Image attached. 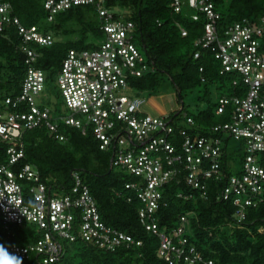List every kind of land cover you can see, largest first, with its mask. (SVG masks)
<instances>
[{
    "label": "trees",
    "instance_id": "trees-1",
    "mask_svg": "<svg viewBox=\"0 0 264 264\" xmlns=\"http://www.w3.org/2000/svg\"><path fill=\"white\" fill-rule=\"evenodd\" d=\"M44 1L0 0L10 4L11 14L22 25H34L43 34L52 36L50 45L28 43L38 54L32 66L45 74L46 93L50 95L48 88H54L65 55L71 50L97 47L105 34L95 3L71 5L54 13L49 20ZM210 1L218 14L216 34L219 38L224 37V31L234 23L247 21L256 24L264 16V0ZM170 3L171 0H103V6L116 17L124 15L132 21L133 41L150 66L140 77L130 79L134 95L155 94L164 80L170 82L180 101L183 92L196 87L202 91L198 96L203 102L202 108L183 115L181 102L180 110L168 115L174 129L170 138L178 145L184 136H219L220 132L213 133L212 127L226 122L230 110L228 104L223 113L217 114L219 99L244 96L246 84L235 69L224 70L221 60L216 58L218 48L215 42L207 47L195 44L204 34V14L198 12L197 20H193L190 16L194 12L192 9L183 7L180 12H175ZM182 28L187 32L184 36ZM258 43L260 49L264 48V37L258 38ZM21 47L16 26L7 22L0 31V113L26 109L24 104L13 108L4 103L7 97L13 98L19 93L26 75L27 58ZM195 53H198L197 57ZM211 87L218 93L214 102L210 96ZM57 95L61 97L60 92ZM43 101L51 106L47 98ZM59 109L57 102L52 105L54 115ZM59 132L64 136L63 140L55 138L43 124L23 131V156L10 168L17 171L24 164H30L51 195L68 192L74 184L72 174L76 172L88 187L100 220L130 235L134 243L109 250L79 238L72 242L64 240L57 261L52 264H170L167 257L158 254V236L147 231L140 222V200L133 191L125 188V183L132 177L123 169L110 167L111 151L101 149L99 140L90 130L82 134L79 129L60 123ZM230 139L227 134L220 138L221 175L218 179H203V189L192 188L186 182L185 169H180L181 172L164 185L155 213L158 230L168 232L182 227L185 250L192 247L212 264H264V182L255 204L245 208L239 221L234 215L231 198L219 197L228 177L241 173L246 155L244 140L241 139L240 150H236L229 146ZM6 148L7 142L0 138V161L6 160ZM236 157H239V167ZM256 162L264 169V151L256 154ZM202 165L206 167L205 163ZM28 183L25 179L19 180L23 191L27 190ZM181 216L186 218L184 225ZM7 226L5 228L0 221V244L5 247L34 243L43 236V231L33 223H9ZM137 241L140 244H136ZM39 261L35 251L23 258V264H39ZM175 264L185 263L181 260Z\"/></svg>",
    "mask_w": 264,
    "mask_h": 264
},
{
    "label": "built area",
    "instance_id": "built-area-1",
    "mask_svg": "<svg viewBox=\"0 0 264 264\" xmlns=\"http://www.w3.org/2000/svg\"><path fill=\"white\" fill-rule=\"evenodd\" d=\"M88 3H95L103 20L101 28L105 38L95 48L71 50L62 59L54 81L62 102L54 115L52 105L43 101L51 96L46 93L45 74L32 66L38 54L28 46L29 42L50 45L52 36L43 34L34 25H22L11 14L10 4L0 2V31L7 22L16 26L28 64L19 93L4 100L13 108L24 104L26 109L0 113V138L7 142L6 160L0 161V221L5 228L9 223L25 222L43 231L42 238L34 243L12 244L6 248L22 258L35 251L40 257L39 264H52L57 261L64 240L72 242L79 238L109 250L134 243L130 235L100 220L96 203L76 172L72 174L74 184L68 192L51 195L30 164H24L17 171L10 168L23 156V131L43 124L55 138L63 140L59 132L63 123L79 129L82 134L92 131L100 142L99 147L111 151L110 167L123 169L132 177L125 188L140 200V222L147 231L158 236L159 256L167 257L170 264L181 260L185 264H212L192 247L185 250L182 227L159 231L155 213L164 185L176 177L180 169H185L186 182L192 188L203 189V179L220 177V138L225 134L243 139L246 155L241 173L228 177L219 197L231 198L239 221L245 208L254 205L262 192L264 169L257 164L256 154L264 151V48L260 49L258 43V38L264 37V16L256 24L234 23L224 31V37L219 38L216 34L218 14L210 0H171L175 12L183 7L192 9L193 20H197L198 12L204 14V34L195 44L207 47L215 42L216 58L221 60L224 70L235 69L246 84L244 96L219 99L217 114L230 105L229 119L212 127L213 133L220 132L219 136H184L175 145L170 138L174 129L168 115L155 116L147 112L145 99L134 95L129 83L130 79L150 69L133 41L132 21L124 15L116 17L103 6V0H45L43 6L51 20L59 10ZM186 33L182 28L181 34ZM22 179L29 181L25 191L19 184ZM180 220L184 225L185 216Z\"/></svg>",
    "mask_w": 264,
    "mask_h": 264
},
{
    "label": "rangeland",
    "instance_id": "rangeland-1",
    "mask_svg": "<svg viewBox=\"0 0 264 264\" xmlns=\"http://www.w3.org/2000/svg\"><path fill=\"white\" fill-rule=\"evenodd\" d=\"M142 53V52H141ZM50 97H46L50 100L49 104L54 105L55 101L59 103L62 101L61 97H58L59 94L58 89L55 86L54 88H48ZM214 90L213 87L210 88V96L211 100L217 98L218 93ZM202 94L199 87L193 88L190 91L183 92L181 101L177 98L175 94V90L173 86L170 84L168 80H164L163 84L159 87L158 92L152 95H148L144 93L141 95L145 99L144 108L146 111L151 112L155 115H170L173 111L180 110L181 102L184 105V110L182 114L184 115L185 112H196L198 108L203 107V102L198 100V96ZM178 99V100H177ZM242 141L240 138L231 137L229 140V146L232 149L240 150ZM237 166L239 167V157H236Z\"/></svg>",
    "mask_w": 264,
    "mask_h": 264
},
{
    "label": "clouds",
    "instance_id": "clouds-1",
    "mask_svg": "<svg viewBox=\"0 0 264 264\" xmlns=\"http://www.w3.org/2000/svg\"><path fill=\"white\" fill-rule=\"evenodd\" d=\"M0 264H23V258L10 253L3 244H0Z\"/></svg>",
    "mask_w": 264,
    "mask_h": 264
},
{
    "label": "crops",
    "instance_id": "crops-1",
    "mask_svg": "<svg viewBox=\"0 0 264 264\" xmlns=\"http://www.w3.org/2000/svg\"><path fill=\"white\" fill-rule=\"evenodd\" d=\"M145 109V108H144ZM146 110V109H145ZM148 112V111H147ZM149 113H151V112H149ZM152 114V113H151ZM153 115H155V114H153ZM160 115H162V114H160Z\"/></svg>",
    "mask_w": 264,
    "mask_h": 264
}]
</instances>
